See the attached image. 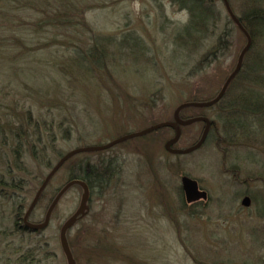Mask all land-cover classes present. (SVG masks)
I'll use <instances>...</instances> for the list:
<instances>
[{"label":"rangeland","instance_id":"1","mask_svg":"<svg viewBox=\"0 0 264 264\" xmlns=\"http://www.w3.org/2000/svg\"><path fill=\"white\" fill-rule=\"evenodd\" d=\"M229 2L241 15L245 1ZM213 5L220 22L193 45L196 38L183 41L189 12L171 0L0 1V178L23 187L14 196L24 213L60 155L170 122L180 104L219 93L247 40L224 2ZM219 36L222 52L203 59ZM263 51L259 36L245 69ZM243 73L222 101L181 112L212 127L198 149L170 153L165 144L175 132L161 127L78 153L50 179L28 220L44 219L80 163L103 162L108 181L90 190L87 215L67 234L76 264H264V138L251 135L233 146L224 135L232 131L224 105L252 87ZM248 122L247 134L259 130L256 119ZM203 128V121L181 127L174 148L191 147ZM182 175L196 179L207 199L186 203ZM7 189L0 193V264H67L59 231L78 208L82 187L63 194L38 232L13 230L16 207ZM26 249L32 259L18 261Z\"/></svg>","mask_w":264,"mask_h":264},{"label":"trees","instance_id":"2","mask_svg":"<svg viewBox=\"0 0 264 264\" xmlns=\"http://www.w3.org/2000/svg\"><path fill=\"white\" fill-rule=\"evenodd\" d=\"M0 1H5V0H0ZM171 1L176 3L180 8L186 9L189 12V22L186 26H184V29L182 30L183 33H185L184 36L186 39L183 41H186V42L188 41L189 44H191L190 40L192 38L193 39L196 38L195 40L196 42L194 43L193 41V45H196V44L198 45L197 41L198 39L201 38L202 35L198 36L197 34L207 33L211 27L213 28L217 27V24H219L220 22V15H218L219 13L214 8L213 0H171ZM244 1H245L244 4L246 8L244 7L242 10V14L236 17L238 18L241 26L249 34L251 38V42H252L250 49H252L254 48V45H255V39H257L259 36L264 37V0H244ZM227 2H228L231 12H233L232 6L230 5L229 0H227ZM228 16L231 22H234L230 14H228ZM222 40H224L223 36H219L213 49L209 51V54L205 53L206 55L203 57V59L212 58L215 60L217 52L219 51L222 52L223 50L225 40L223 42ZM244 63L245 62L243 60L242 68L237 73L236 78L237 76L239 77L240 73L244 72L243 73L244 76L242 77L243 78L242 82L244 83L247 82L253 88L252 87L251 89L244 88L240 92L241 94L238 93L237 95H235V97L229 98V100L227 101V105H224L226 106V108H224L225 110L232 111L231 112L232 119L228 118V120H226L227 121L226 123H229L230 125H232V131L224 130L225 131L224 135L227 138L226 142L232 143L233 146L243 143V141L245 140H247L246 143L248 141H251V138L247 139L249 136L251 137V135L255 140H257L256 137L260 135L261 136L263 135V138H264V51L258 54L253 59V61L251 62L252 64H249V68L246 67L245 69ZM248 70H250L251 77L249 75ZM230 86H232V81L227 86L224 92V95H222L219 102L225 99L224 96L227 94L228 88ZM193 101L195 100H189L186 102H193ZM250 117L256 119L258 122H260V124H259V130L254 131L255 133L254 132L248 133L250 134L248 135L246 131L249 126L248 121ZM212 132H213L212 127L208 128L206 136H205V140L210 137ZM255 140H252V141H255ZM262 142L264 143V141ZM22 145H23L22 142L20 144L18 143V147L17 148L15 147L16 149H14V151L20 154L22 152ZM97 151H102V150H97ZM40 153H42V150H39V154ZM74 155H72L68 159H71ZM62 156L63 155H60L59 158H61ZM36 157L41 158L42 156L36 155ZM21 165H23V163H21ZM53 167L54 166H52L51 169ZM7 169L8 167H6L5 170ZM7 172L10 173L9 170ZM107 172H108L107 167L103 165V162L100 164H94V165L87 164V163L85 164L80 163L76 167V169L72 170L71 179H80L84 181L91 190L95 186H102L103 184L107 183L108 181ZM7 181L8 180L5 179V177L0 178V193H4V195H7L6 192H4L8 190L7 188H9L11 192H13V196L12 195L11 196L13 200V205L16 207V208H13V214H14V220H15L13 222V230L16 231V230L22 229L25 231H30L23 226L22 221L21 223H19L18 221V219L19 220L23 219V216L25 213H24L23 208H21L23 205V202H20L21 200L16 202L17 199L14 196V194H16V189L21 190L23 187L16 185L15 183L17 181L16 178H9V181L8 182ZM1 189L3 190V192H1L2 191ZM8 194H12V193L9 192ZM19 199H22V198H19ZM85 215H87V213ZM85 215L80 217L77 223L80 222L85 217ZM28 217H30V215ZM68 244L70 247L69 241H68ZM70 250H71V247H70ZM71 252L73 255L72 250ZM31 256H32L31 249H26L24 253L21 254V256L20 255L18 256L17 260L21 262H23L26 259L31 260L32 259ZM73 258H74V255H73Z\"/></svg>","mask_w":264,"mask_h":264},{"label":"water","instance_id":"3","mask_svg":"<svg viewBox=\"0 0 264 264\" xmlns=\"http://www.w3.org/2000/svg\"><path fill=\"white\" fill-rule=\"evenodd\" d=\"M224 4L226 6V9L228 11V13L230 14L231 18L233 19V21L237 24V26L239 27V29L243 32V34L246 37V45L243 48V50L241 51L238 60H237V64L235 69L233 70V72L228 76V78L226 79L223 87L221 88V90L219 91V93L217 94V96L210 100V101H206V102H191V103H185L182 104L180 106H178V108L175 110L174 112V121H170V122H164V123H159L157 125L151 126L147 129H144L140 132L137 133H133V134H129L126 135L124 137L118 138L117 140L112 141L109 144L103 145V146H90V147H84V148H78L75 150H72L70 152H68L66 155H64L56 164L55 166L52 168V170L49 172V174L46 176L44 182L42 183L41 187L39 188V190L37 191L34 200L32 201L27 214L29 213V211L33 208L34 204L36 203V201L38 200L41 191L44 189V187L46 186L47 182L49 181V179L51 178V176L60 168V166L73 154L75 153H79L82 151H93V150H99V149H104V148H108L111 145H114L120 141H123L129 137H134V136H139V135H144L146 133H149L155 129L161 128V127H172L175 130V135L173 138H171L170 140H168L165 144V149L169 150V151H175L176 153H189L191 151H194L196 148H198L204 141L208 127H209V122L208 120H206L205 118L202 117H198L196 119H188V120H182L178 117V113L179 111L187 106H195V107H206L209 105H212L213 103H215L216 101H218L220 99V97H222L223 93L225 92L227 85L229 84V82L231 81V79L237 74V72L240 70V67L242 65V61H243V57L244 54L246 53V51L250 48L251 46V38L249 36V34L247 33V31L241 26L238 18L231 12L228 2L227 0H223ZM196 120H204L205 122V128L202 132V135L200 137V140L193 146L185 148V149H179V150H173L171 148V145L175 144L179 137H180V126H184V125H189L191 123H193ZM180 184H181V189L183 191L184 194V198L186 203H193L195 201L198 200H206L207 199V192L203 189H201L198 185V182L196 179H193L187 175H182L180 177ZM73 185H79L80 187H82L83 190V194L80 200V203L78 205V208L75 210V212L68 217L61 225L60 227V231H59V242H60V246L61 249L65 255L67 264H75V261L73 259L72 256V252L70 250V247L68 245V241H67V237H66V233L67 231L72 228L76 222L78 221V219L82 216L85 215V213L87 212V201L89 199L90 196V190L88 185L80 180V179H72L70 181H68L62 188L61 190L56 194V196L54 197V199L52 200L51 204L49 205L46 213H45V217L43 219L42 222L40 223H31L29 221H27L26 216L24 217V227L32 230V231H39L42 229H45L50 221V217L51 214L53 212V209L55 208V206L57 205L58 201L60 200L61 196L66 192V190H68V188H70ZM241 205L248 207L250 205V197L249 196H244L241 200Z\"/></svg>","mask_w":264,"mask_h":264},{"label":"flooded vegetation","instance_id":"4","mask_svg":"<svg viewBox=\"0 0 264 264\" xmlns=\"http://www.w3.org/2000/svg\"><path fill=\"white\" fill-rule=\"evenodd\" d=\"M181 110L179 111V113H178V117L180 118V119H182V120H184L183 118H182V114H181ZM192 117H201V115H195V116H192ZM174 121V120H173ZM203 122H204V120H202ZM204 127H205V122H204ZM173 131V130H172ZM171 148L173 149V150H179V149H177V148H174V145L172 146L171 145ZM172 152H175V151H172ZM200 187V186H199Z\"/></svg>","mask_w":264,"mask_h":264}]
</instances>
